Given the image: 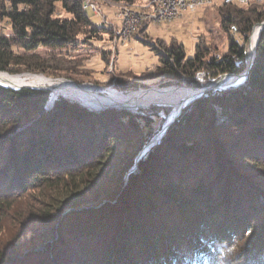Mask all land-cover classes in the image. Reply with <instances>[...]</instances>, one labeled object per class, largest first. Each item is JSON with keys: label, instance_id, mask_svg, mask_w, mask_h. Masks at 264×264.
I'll use <instances>...</instances> for the list:
<instances>
[{"label": "trees", "instance_id": "trees-1", "mask_svg": "<svg viewBox=\"0 0 264 264\" xmlns=\"http://www.w3.org/2000/svg\"><path fill=\"white\" fill-rule=\"evenodd\" d=\"M85 1L0 0V19L20 17L28 30L0 34V72L41 68L19 50L33 57L39 47L66 49L88 28L92 36L111 34L87 16ZM220 3L222 25L231 35L235 24L244 42L253 24L264 22L262 4ZM258 35L244 83L194 98L126 182L135 154L153 135L154 107L94 111L58 96L46 108L49 90L0 85V206L53 178L70 184L46 207L25 212L0 248V264H264V26ZM205 50L197 43L186 56L172 42L153 72L192 76L204 69L218 77L246 67L245 45L233 36L221 57L205 59ZM109 153L117 161L106 175ZM90 165L104 176L77 185L74 173ZM90 203L100 208L78 209Z\"/></svg>", "mask_w": 264, "mask_h": 264}, {"label": "rangeland", "instance_id": "rangeland-1", "mask_svg": "<svg viewBox=\"0 0 264 264\" xmlns=\"http://www.w3.org/2000/svg\"><path fill=\"white\" fill-rule=\"evenodd\" d=\"M91 1L96 2L99 11L92 12L87 8V16L96 24L110 27L111 34H95L92 36L88 28L84 29L77 36L75 43L66 49L50 51L49 49L39 47L33 52L36 57H29L28 55L32 53H24L19 50L18 54L27 57L26 60L28 62L33 61L38 63L41 68L34 71L20 70L13 73H1L8 74L10 77L24 74L44 75L48 79H51L50 82L30 85L53 86V88L49 87L52 90L51 94H58L57 96L62 94L96 109L104 105L106 106L110 102L113 105L123 104L127 107L114 106L108 108H126L129 110L141 108L147 110L154 107L157 110V117H154L152 137L158 136L165 124L170 121L188 99L191 98L192 101L201 95L187 93V90L180 88H198L201 90L204 86L212 84V82L224 76V74L218 77L208 76L204 69L197 70L192 76L181 73L177 75L172 73L157 75L153 71L160 63L158 53H164V46L170 45L172 42L181 43L186 56H191L195 51V45L198 43L203 49H206L207 54L205 59H208L210 57H221L227 51L228 43L233 36L242 44L244 43L248 63L252 50V42L250 41L252 31L256 25L262 23L253 24L248 39L244 42L240 34L234 33L230 35L226 31V26L222 25L219 13L221 1L212 0L211 5L199 7L196 12L184 13L178 19L162 21L160 24L144 22L136 28L130 38L122 41L118 38L116 39L113 30L119 25L118 14L120 6L125 3L112 2L110 0ZM139 2L140 0L132 1L135 5H139ZM263 8L264 5H261V9ZM57 10L60 16L67 15L60 8ZM17 30H27L24 21L20 17L13 18L11 22L0 19V34L11 38L14 37ZM151 47H154L155 50L151 49ZM21 79L25 80V82L17 85L28 84L27 81L29 79L27 75ZM236 79L237 76L224 79L223 82ZM134 81L139 82V85L135 87L129 86ZM223 82L219 85L220 87L225 86ZM134 95L146 96V98L141 102H133L130 97ZM120 146L123 145L119 144L117 146L118 150L122 151L120 150ZM116 154L109 153V155H105L103 169H105L106 175L115 170ZM96 170L90 165L74 173L75 178H78L77 185H81V182L93 175L95 176L92 180L98 182V175L101 173V177H103L105 173H103L104 171L100 172L98 169ZM135 170L136 167H133L131 172ZM98 172L100 173L98 174ZM59 182L60 180L53 178L50 182L34 188L33 191L23 195L21 198L0 206V248L9 243L19 231L22 220L24 222L26 216L25 212L39 206H45L44 203H49L53 194L60 193V191H57L58 189L68 190L70 188V184L62 186ZM57 196L61 197L62 195ZM89 207L97 209L100 208V205L90 203L79 206L78 209ZM31 233H33L32 230Z\"/></svg>", "mask_w": 264, "mask_h": 264}, {"label": "built area", "instance_id": "built-area-1", "mask_svg": "<svg viewBox=\"0 0 264 264\" xmlns=\"http://www.w3.org/2000/svg\"><path fill=\"white\" fill-rule=\"evenodd\" d=\"M223 1V0H220ZM250 2L264 5V0H236V4L245 5ZM212 0H145L137 5V12H127L120 9L119 25L113 30L116 39L125 41L132 36L137 27L144 22L160 24L162 21L178 19L185 11L195 12L197 8L211 5ZM92 12H98L96 2L88 0ZM232 34L237 33V27L232 24L229 28Z\"/></svg>", "mask_w": 264, "mask_h": 264}, {"label": "water", "instance_id": "water-1", "mask_svg": "<svg viewBox=\"0 0 264 264\" xmlns=\"http://www.w3.org/2000/svg\"><path fill=\"white\" fill-rule=\"evenodd\" d=\"M264 26V22H262L260 24V29ZM259 37V35H258ZM258 37H257V40H258ZM257 40L254 44V48L251 50V53H250V58H249V61L248 63L246 64V67L245 69L238 73V74H233V73H225L224 75L228 74V75H232V76H241V81L240 82H236L234 84H229L227 86H224V87H220L219 85L217 86H214L212 84H208L206 86H204L203 88H201L200 91L197 92V94H202L204 91L206 90H209V89H226V88H229V87H235V86H238V85H241L242 83H244V81L246 80V77H247V74H248V71H249V68L253 62V59L255 57V47H256V43H257ZM219 80L215 81V82H218ZM74 82V81H72ZM75 83V82H74ZM5 87H10V88H13V89H19V88H22V87H30V88H40V89H46V90H49L50 91V97L46 103V107L48 106L51 107L53 105V102L54 100L58 97L57 95H54L53 93L51 94L52 90L49 88V87H45V86H32V85H20V86H5ZM59 96H62L64 98H67L69 100H72L74 102H77L79 103L81 106L89 109V110H94V111H98V110H102V109H105V108H108V107H114V106H118V107H127L123 104H116V105H104V106H101L99 107L98 109L96 108H92V107H88L86 106L85 104H83L82 102H80L79 100H76L74 98H68L62 94H60ZM189 102H191V98L188 99L180 108L179 110L174 114V116L170 119V121H168L165 126L163 127V129L160 131V133L158 134V136L156 137H150V139L142 146V148L135 154L134 158H133V163L131 165L132 169L133 167L135 168L136 165H137V162L138 160L144 155V152L147 151L152 145H154L159 139L160 137L164 134V132L166 131L167 127L178 117V115L180 114L181 110L183 109V107H185V105H187ZM131 167L125 172L124 176H123V179H124V182H126L127 180V177H128V174L132 171ZM104 202V201H103ZM100 205V204H98Z\"/></svg>", "mask_w": 264, "mask_h": 264}, {"label": "bare ground", "instance_id": "bare-ground-1", "mask_svg": "<svg viewBox=\"0 0 264 264\" xmlns=\"http://www.w3.org/2000/svg\"><path fill=\"white\" fill-rule=\"evenodd\" d=\"M221 2H224V3H230V2H236V0H223ZM84 7L85 8H89L88 7V0L85 1L84 3ZM120 9H126L127 12H137V5H130V4H124V5H121L120 6ZM253 34H251V38H250V41L252 42V49L254 48V44L257 40V35L258 33H260V27L257 28L254 32L252 31ZM250 41H249V45H250ZM28 77V81L26 85H30V84H34V83H48L50 82V78L48 79L47 77L43 76V75H31V74H24V75H21V76H9L8 74H4V73H1L0 72V84L3 85L5 84L6 86H15L17 84H22L25 82V80H22L21 78L23 76ZM228 76V74L224 75L221 79H219L218 82H212V85L214 86H217V85H220L224 78ZM241 78V76H237V79L236 80H232V81H226V82H223L225 84V86L229 85V84H234L236 82H238V80ZM26 79V78H25ZM3 85V86H5ZM17 86H20V85H17ZM33 86V85H32ZM35 86V85H34ZM180 89H195V90H198L200 91V89L198 88H180ZM198 91H188L187 93H191V94H195L197 93ZM132 98V101L134 102H141L142 100H144L146 98V96H139V95H134L133 97H130ZM103 100H105V98H103ZM130 101V100H129ZM106 105H113V103H109V104H106ZM115 105V104H114Z\"/></svg>", "mask_w": 264, "mask_h": 264}, {"label": "crops", "instance_id": "crops-1", "mask_svg": "<svg viewBox=\"0 0 264 264\" xmlns=\"http://www.w3.org/2000/svg\"><path fill=\"white\" fill-rule=\"evenodd\" d=\"M144 1H145V0H140L139 4H142ZM189 12H190V11H185L184 13H189ZM195 12H196V11H195ZM184 13H183V14H184ZM190 13H191V12H190ZM183 14H182V16H183ZM182 16H181V17H182Z\"/></svg>", "mask_w": 264, "mask_h": 264}]
</instances>
